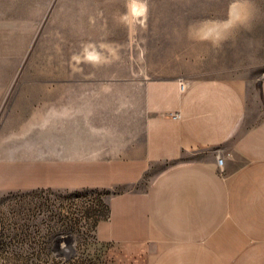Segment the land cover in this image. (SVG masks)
<instances>
[{"label":"crops","instance_id":"0c3cea01","mask_svg":"<svg viewBox=\"0 0 264 264\" xmlns=\"http://www.w3.org/2000/svg\"><path fill=\"white\" fill-rule=\"evenodd\" d=\"M179 82L145 83L134 131L103 100L40 89L0 138V193L104 191L96 240L152 246L150 264H264V78Z\"/></svg>","mask_w":264,"mask_h":264},{"label":"rangeland","instance_id":"374dc122","mask_svg":"<svg viewBox=\"0 0 264 264\" xmlns=\"http://www.w3.org/2000/svg\"><path fill=\"white\" fill-rule=\"evenodd\" d=\"M262 78L264 0H0V138L40 89L103 100L134 131L148 80ZM106 198L0 193V264H150L152 246L96 240Z\"/></svg>","mask_w":264,"mask_h":264},{"label":"bare ground","instance_id":"6f19581e","mask_svg":"<svg viewBox=\"0 0 264 264\" xmlns=\"http://www.w3.org/2000/svg\"><path fill=\"white\" fill-rule=\"evenodd\" d=\"M135 7V6H133ZM135 12V9L133 10ZM237 10L234 8V17H236ZM83 60L85 61H91V62H96L99 60V55L96 54L95 52H85L83 56Z\"/></svg>","mask_w":264,"mask_h":264},{"label":"built area","instance_id":"2783aa9c","mask_svg":"<svg viewBox=\"0 0 264 264\" xmlns=\"http://www.w3.org/2000/svg\"><path fill=\"white\" fill-rule=\"evenodd\" d=\"M185 87H186V84L184 82L180 81L179 82L180 91H183L185 89ZM216 162H217L218 167L221 169L222 164H223V160L220 157H217Z\"/></svg>","mask_w":264,"mask_h":264},{"label":"trees","instance_id":"16d2710c","mask_svg":"<svg viewBox=\"0 0 264 264\" xmlns=\"http://www.w3.org/2000/svg\"><path fill=\"white\" fill-rule=\"evenodd\" d=\"M106 194V193H105Z\"/></svg>","mask_w":264,"mask_h":264}]
</instances>
